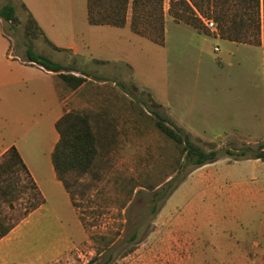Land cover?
Wrapping results in <instances>:
<instances>
[{"label":"rangeland","instance_id":"374dc122","mask_svg":"<svg viewBox=\"0 0 264 264\" xmlns=\"http://www.w3.org/2000/svg\"><path fill=\"white\" fill-rule=\"evenodd\" d=\"M7 1H14L20 22L13 28L3 22V27L10 34L13 53L22 57L25 13L17 0H0V4ZM78 1L73 6L74 34L67 3L55 5L59 18L44 31L64 47H53L41 35L30 43L35 51L93 78L75 89L58 81L66 110L89 114L99 177L91 179L89 198H79L78 210L68 194L51 182L46 167L51 159L44 148L46 159L35 165L44 202L19 228L22 242L14 245L19 252L15 260L264 264V161L224 152L225 147L255 148L264 140L261 45L222 39L202 19L198 32L167 18L164 44L134 33L127 25H89L88 30L79 21L84 4ZM198 1L202 13L196 10L197 14L207 17V0ZM127 14L131 15L130 7ZM71 42L80 51L65 47ZM153 110L204 149L214 146L222 152L187 173L172 190L163 193L157 188L155 194L150 184L183 176L190 165L178 169L179 146L160 131ZM152 198L157 200L156 210L151 208ZM3 209L9 219L22 212L18 204L12 210L5 204ZM106 240L110 245L93 260L97 241Z\"/></svg>","mask_w":264,"mask_h":264},{"label":"trees","instance_id":"16d2710c","mask_svg":"<svg viewBox=\"0 0 264 264\" xmlns=\"http://www.w3.org/2000/svg\"><path fill=\"white\" fill-rule=\"evenodd\" d=\"M17 1L25 13L23 32L27 38L25 56L21 58L57 72L68 86L75 89L85 80V77L72 73L70 70L75 69L74 67L55 61L48 55L33 49L30 40L40 35L53 47L58 49L61 47L55 45L45 35L26 4L22 0ZM207 2L210 6L207 17H212L216 22L217 31L221 37L262 45L264 80V0H207ZM86 5L87 18L90 23L115 26H123L126 23L130 7V28L158 44H164L163 0H86ZM196 10L202 13L198 0H169V13L174 20L189 23L201 31L203 23ZM0 19L3 33L10 37L3 27V22H8L12 28L20 22L14 1L0 4ZM81 73L86 74L83 71ZM153 104L160 106L158 102H153ZM153 112L160 131L179 146L181 158L177 160L178 169L190 165L183 176L175 174L160 185L159 183L150 184L155 194L158 192L157 188L162 189L163 193L168 189L172 190L187 173L202 164L214 161L222 152L214 146L204 149L191 140L187 132L171 126L158 110H153ZM55 127L58 139L51 151L53 169L67 191L71 204L79 210L81 204L79 198H85L88 195V190L93 184L91 179L99 177L95 132L91 126L89 114L78 109L65 110L55 121ZM224 152L235 158L252 157L264 161V140L258 142L255 148L245 146L234 150L225 147ZM43 202L44 196L38 184L17 148L11 145L0 156V238ZM151 203V208L156 210V198H152ZM5 204L11 210L18 204L22 207V212L15 219H9L10 215L3 211ZM79 218L86 225L85 216L80 211ZM135 233L136 230L131 236ZM110 243L109 240L97 241L96 254L92 259H97ZM102 264H109L108 259Z\"/></svg>","mask_w":264,"mask_h":264},{"label":"crops","instance_id":"0c3cea01","mask_svg":"<svg viewBox=\"0 0 264 264\" xmlns=\"http://www.w3.org/2000/svg\"><path fill=\"white\" fill-rule=\"evenodd\" d=\"M22 1L32 12L44 31H47L48 27L53 25L54 18H59L56 14L57 8L55 5L67 3L70 9L68 21L70 27L73 29L72 34H74L76 28L75 23L77 21L73 6L76 0ZM78 2L80 3V0ZM83 4V17L79 21H81V24L85 28L89 30V25H111L90 23L87 18L86 0H83ZM199 15L201 16V14ZM163 17L164 37L167 18L175 22H183L174 20L173 16L169 13V0H163ZM186 24L190 25L189 23ZM126 25L130 28V15L128 14L126 16V23L123 26ZM193 28L196 29L195 27ZM130 30L133 31L131 28ZM197 31L201 32L199 30ZM216 36L229 42L247 43L223 38L218 32ZM81 39L84 41L87 39V35L83 32ZM53 42L59 47H64L55 40ZM65 47L70 48L73 53L80 51V48L76 47L73 42ZM13 52L14 47L11 44L10 37L3 33L0 19V156L8 147L14 145L40 188V180L36 173L35 165L43 163L44 158L46 159L44 157V148L46 150L45 154L50 155L51 159V151L58 139L55 121L66 110L65 102L61 97L62 86L58 81L61 78L57 72L45 69L37 63L25 61ZM70 71L76 75L81 74L85 79H93L90 74H82L81 70L77 68ZM46 167L53 185L59 191L63 192L64 190L67 193L62 182L55 174L52 162L51 165H47ZM41 205L30 211L7 234L0 238V264H27V261L32 259L24 258L20 261L15 260V254L19 252H17V248L14 249V245H19L22 242L18 238L19 228L29 220L34 212L40 209Z\"/></svg>","mask_w":264,"mask_h":264},{"label":"built area","instance_id":"2783aa9c","mask_svg":"<svg viewBox=\"0 0 264 264\" xmlns=\"http://www.w3.org/2000/svg\"><path fill=\"white\" fill-rule=\"evenodd\" d=\"M200 18L202 19V22L206 27H208L211 30H217L216 22L213 20V18L202 15L200 16ZM214 49L217 50L218 47L215 46Z\"/></svg>","mask_w":264,"mask_h":264}]
</instances>
